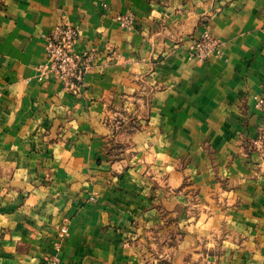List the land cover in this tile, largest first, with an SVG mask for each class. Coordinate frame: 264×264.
<instances>
[{"label":"crops","instance_id":"1","mask_svg":"<svg viewBox=\"0 0 264 264\" xmlns=\"http://www.w3.org/2000/svg\"><path fill=\"white\" fill-rule=\"evenodd\" d=\"M60 22L88 55L75 91L46 71ZM263 89L264 0H0V264H264Z\"/></svg>","mask_w":264,"mask_h":264},{"label":"built area","instance_id":"2","mask_svg":"<svg viewBox=\"0 0 264 264\" xmlns=\"http://www.w3.org/2000/svg\"><path fill=\"white\" fill-rule=\"evenodd\" d=\"M101 5L106 4L101 2ZM116 18L123 26H130L133 22L131 14L118 15ZM78 37L77 27L68 22H60L45 37V56L48 62L46 71L54 74L70 91L77 90L88 65V55L74 48ZM219 53L220 42L208 30L192 40L190 55L199 60H206L212 54ZM255 107L262 113L264 120V89L261 95L255 96ZM67 231V226L60 227L61 235ZM44 264H57V259L47 257Z\"/></svg>","mask_w":264,"mask_h":264},{"label":"rangeland","instance_id":"3","mask_svg":"<svg viewBox=\"0 0 264 264\" xmlns=\"http://www.w3.org/2000/svg\"><path fill=\"white\" fill-rule=\"evenodd\" d=\"M145 119V115L143 114H140V115H127V117L125 119H123V121L121 120V123H120V128H118L117 130H115V136L118 135L119 133L121 132H126L124 134H120V135H125V134H128V135H132L133 133H135L136 131L140 130L143 126V121ZM258 140H263L264 141V126L261 127V132H260V136L258 138ZM127 142H122L118 139H115V137L113 138V140L110 142V144L107 146V151L109 154H111L113 157H120V156H127L128 154H131V150L128 151V148H127ZM132 153H133V150H132ZM144 162L143 166H142V173H143V177L144 179H146V181H148L149 183H151V179H154V171L153 169L151 168V165H149L148 163ZM180 168V166H179ZM178 168V169H179ZM183 168V166L181 167V169ZM157 173H162V170L160 171H156ZM159 179V183L157 182L156 183V180L155 183H154V186L157 184V185H160V186H165L166 189L168 190V192L170 194H175V193H178L181 191V188L182 186L180 187L179 185L174 187L172 184L170 185L169 184V178L168 176L166 175H163L161 177H158ZM146 184V183H145ZM192 184L191 180L189 179H184L183 181V186L184 188L187 187V189H190L187 191V193L190 194V197H191V202L193 203H196V201L198 200V197H197V193H195L194 191V188L190 187Z\"/></svg>","mask_w":264,"mask_h":264}]
</instances>
